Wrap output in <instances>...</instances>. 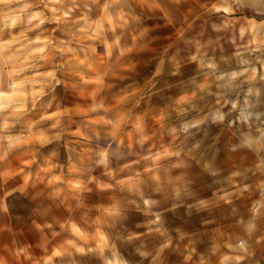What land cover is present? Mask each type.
Listing matches in <instances>:
<instances>
[{"label": "clouds", "instance_id": "1", "mask_svg": "<svg viewBox=\"0 0 264 264\" xmlns=\"http://www.w3.org/2000/svg\"><path fill=\"white\" fill-rule=\"evenodd\" d=\"M0 264H264V0H0Z\"/></svg>", "mask_w": 264, "mask_h": 264}]
</instances>
